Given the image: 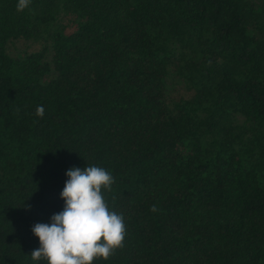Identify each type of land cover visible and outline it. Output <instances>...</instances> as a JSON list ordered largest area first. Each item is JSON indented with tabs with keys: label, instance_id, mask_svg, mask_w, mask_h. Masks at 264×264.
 Here are the masks:
<instances>
[{
	"label": "trees",
	"instance_id": "obj_1",
	"mask_svg": "<svg viewBox=\"0 0 264 264\" xmlns=\"http://www.w3.org/2000/svg\"><path fill=\"white\" fill-rule=\"evenodd\" d=\"M17 2L0 0V264H47L32 227L87 165L126 226L93 264H264V0Z\"/></svg>",
	"mask_w": 264,
	"mask_h": 264
},
{
	"label": "clouds",
	"instance_id": "obj_2",
	"mask_svg": "<svg viewBox=\"0 0 264 264\" xmlns=\"http://www.w3.org/2000/svg\"><path fill=\"white\" fill-rule=\"evenodd\" d=\"M32 0H18L16 9L23 12ZM45 109L37 106L43 118ZM68 179L61 192L63 211L53 214L50 223H36L32 232L39 238V248L30 254L32 261L47 264H93L107 261L124 247L126 226L123 214L110 210L104 192L112 191V174L99 166L67 170ZM152 212H157L152 205Z\"/></svg>",
	"mask_w": 264,
	"mask_h": 264
},
{
	"label": "rangeland",
	"instance_id": "obj_3",
	"mask_svg": "<svg viewBox=\"0 0 264 264\" xmlns=\"http://www.w3.org/2000/svg\"><path fill=\"white\" fill-rule=\"evenodd\" d=\"M17 48L19 47L20 49L26 48L30 46V48H35L38 46L36 43H30V42H24V41H19L17 44Z\"/></svg>",
	"mask_w": 264,
	"mask_h": 264
}]
</instances>
